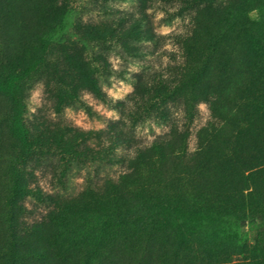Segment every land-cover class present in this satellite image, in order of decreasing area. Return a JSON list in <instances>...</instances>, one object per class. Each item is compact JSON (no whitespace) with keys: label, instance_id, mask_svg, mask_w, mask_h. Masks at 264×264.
Returning <instances> with one entry per match:
<instances>
[{"label":"rangeland","instance_id":"obj_1","mask_svg":"<svg viewBox=\"0 0 264 264\" xmlns=\"http://www.w3.org/2000/svg\"><path fill=\"white\" fill-rule=\"evenodd\" d=\"M230 10L256 29L243 31V37L264 46L260 0H0V82L40 61L18 93L19 133L13 144L26 156L20 164L13 236L0 220V264H148L139 255L149 218L142 215V224L136 225L137 216L129 215L121 227L114 226L103 213L100 194L152 142L176 141L186 132L189 155L197 148L198 129L209 121L222 123L211 113L213 71L189 122L177 85L188 57L201 52L208 18ZM245 24L236 27L243 30ZM251 85L245 112L264 93V80ZM232 97L220 101L221 112L240 113ZM3 108L0 97V113ZM250 122L264 129V114ZM6 133L5 124L0 125V150L12 142ZM239 138L242 149L256 148L238 154L257 157L249 168H239L233 159L222 161L206 189L212 194L236 189L246 205L261 187L264 151L247 134ZM171 165L168 161L163 168ZM226 218L241 240L227 241L224 253L213 259V251L220 249L208 242L214 226L197 228L188 243L193 249L188 264L245 261L241 250L258 232L264 235L261 222L247 209ZM164 222L167 227L158 225L157 236L172 242L179 219ZM158 237L150 245L153 254L161 249Z\"/></svg>","mask_w":264,"mask_h":264},{"label":"trees","instance_id":"obj_2","mask_svg":"<svg viewBox=\"0 0 264 264\" xmlns=\"http://www.w3.org/2000/svg\"><path fill=\"white\" fill-rule=\"evenodd\" d=\"M260 5L264 6V0H260ZM208 21L207 32H198V37L202 34L199 40L201 52L197 56L188 57L177 88L183 95L184 115L189 122L201 96L202 86L207 84L206 78L213 71L216 85H212L215 98L211 113L213 118L223 119L222 123L209 121L198 129L197 148L189 155L186 153V132L180 133L176 141L166 139L152 142L147 151H140L132 159L131 168L121 174L117 181L109 182L100 194L104 204L103 213L110 216L114 226L121 227L129 215L137 216L133 220L136 225L142 224V215L149 218L139 255L140 259L150 260L148 264H188L187 259L193 254L188 243L191 238H195L196 229L207 224L213 225L215 230V233L208 235V242L212 247L220 248L213 251L211 257L216 259L218 255L221 256L227 241L231 243L241 240L226 218L227 214H239L247 209L251 215L259 218L264 229V178L261 187L255 190V200L248 198L246 205L243 194L236 189L226 190L222 183L220 187L225 190L218 193L212 194L206 189V183L212 179V174L217 173V168H221L222 161L233 159L239 168H249L251 161L257 157L238 154L256 148L252 144L242 149L239 138L242 134L256 139L264 151V129L260 130L250 122L256 118L257 113L264 114V93L258 94L260 97L253 110L242 111L251 81L260 85L264 80V46L250 44L243 37V31L254 33L256 29L252 24H245L242 14L236 16L230 10L212 15ZM241 23L245 24L243 30L236 27ZM39 63L35 59L22 72L9 73L0 82V97L4 104L0 125L5 124L8 129L6 135L12 140L4 142L0 150V220L10 237L17 227L14 219L19 206L17 191L22 175L20 164L26 156V151H17L13 144L15 134L19 133L16 126L20 114L18 93L25 79L38 69ZM232 96H236L235 100L239 102L236 108L240 113L221 112L220 101ZM253 99L256 100V97ZM214 153H218V157H214ZM168 161L172 165L163 168ZM231 195L237 196V200H231ZM168 217L179 219V227L172 242L157 236L161 227L158 225L166 226L164 220ZM155 237L161 240V249L153 254L150 245ZM196 246H201L198 240ZM241 251L245 256L242 264H264V235L258 232L253 241Z\"/></svg>","mask_w":264,"mask_h":264}]
</instances>
